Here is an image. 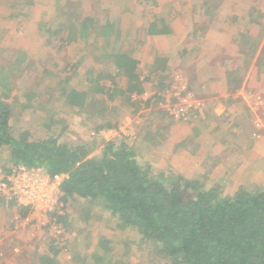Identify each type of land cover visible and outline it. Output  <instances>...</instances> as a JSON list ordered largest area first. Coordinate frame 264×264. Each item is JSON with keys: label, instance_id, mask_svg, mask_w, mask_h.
<instances>
[{"label": "rangeland", "instance_id": "374dc122", "mask_svg": "<svg viewBox=\"0 0 264 264\" xmlns=\"http://www.w3.org/2000/svg\"><path fill=\"white\" fill-rule=\"evenodd\" d=\"M117 53L136 60V91ZM5 93L12 128L32 139L91 155L125 141L154 175L206 179L221 195L264 188V0H0ZM6 152L0 264L164 263L97 201L61 199L62 177L13 167Z\"/></svg>", "mask_w": 264, "mask_h": 264}, {"label": "trees", "instance_id": "16d2710c", "mask_svg": "<svg viewBox=\"0 0 264 264\" xmlns=\"http://www.w3.org/2000/svg\"><path fill=\"white\" fill-rule=\"evenodd\" d=\"M152 28V34L168 32L166 26ZM114 61L128 78V91L139 89L136 60L117 53ZM66 96L71 105L83 106L86 99L84 92L72 89ZM12 108V99L1 94L0 153L7 151L6 161L13 167L42 169L50 178L65 175L59 185L61 199L97 201L118 227L134 231L163 264H264V188L240 185L233 194L221 195L218 184L206 179L154 175L125 141H108L100 155H91L84 144L54 135L32 139L12 128ZM100 245L107 249V243ZM104 258L94 254L98 262ZM41 262L57 264L47 254Z\"/></svg>", "mask_w": 264, "mask_h": 264}, {"label": "built area", "instance_id": "2783aa9c", "mask_svg": "<svg viewBox=\"0 0 264 264\" xmlns=\"http://www.w3.org/2000/svg\"><path fill=\"white\" fill-rule=\"evenodd\" d=\"M61 177L64 178V175L63 174H57V175L53 176L54 179H60Z\"/></svg>", "mask_w": 264, "mask_h": 264}]
</instances>
